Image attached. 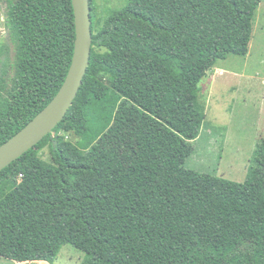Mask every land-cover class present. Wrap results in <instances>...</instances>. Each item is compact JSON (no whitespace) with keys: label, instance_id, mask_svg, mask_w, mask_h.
<instances>
[{"label":"trees","instance_id":"obj_1","mask_svg":"<svg viewBox=\"0 0 264 264\" xmlns=\"http://www.w3.org/2000/svg\"><path fill=\"white\" fill-rule=\"evenodd\" d=\"M3 1L12 56L0 59V144L57 93L75 42L72 0ZM260 2L128 0L95 32L90 0L91 57L73 104L0 170V257L53 264L70 244L85 254L79 264H264V138L243 181L185 165L204 123L200 82L218 60L249 52ZM127 104L154 121L163 148L173 134L170 147L186 153L126 164L102 149ZM46 146L51 160L39 155Z\"/></svg>","mask_w":264,"mask_h":264},{"label":"rangeland","instance_id":"obj_2","mask_svg":"<svg viewBox=\"0 0 264 264\" xmlns=\"http://www.w3.org/2000/svg\"><path fill=\"white\" fill-rule=\"evenodd\" d=\"M127 1L93 0L94 20H97L95 32L100 27L99 19L102 22ZM5 14V2L0 0V48L3 44L7 46V51L0 53V59H4L6 54L12 56ZM3 70L0 63V76ZM11 74L12 70L8 76ZM5 78L8 79L7 76ZM199 98L205 111L204 123L199 136L189 142L192 150L187 153L186 167L243 181L255 147L264 138V0H261L255 12L249 52L246 55L230 54L218 60L202 78ZM154 134L160 138L156 134L154 121L127 104L119 107L114 124L98 139V144L102 149L117 153L126 164L136 154H160L173 161L186 153L178 155L170 147L176 142L175 135L167 134L163 148L164 140H156L153 144ZM65 138L76 141L78 137L73 133H65ZM39 155L51 160L48 146L42 148ZM84 255L83 251L65 244L53 264H79ZM0 264L16 262L0 257Z\"/></svg>","mask_w":264,"mask_h":264},{"label":"water","instance_id":"obj_3","mask_svg":"<svg viewBox=\"0 0 264 264\" xmlns=\"http://www.w3.org/2000/svg\"><path fill=\"white\" fill-rule=\"evenodd\" d=\"M75 42L72 61L53 98L22 128L0 144V170L52 132L73 104L90 62L93 43L90 0H72Z\"/></svg>","mask_w":264,"mask_h":264},{"label":"crops","instance_id":"obj_4","mask_svg":"<svg viewBox=\"0 0 264 264\" xmlns=\"http://www.w3.org/2000/svg\"><path fill=\"white\" fill-rule=\"evenodd\" d=\"M28 262L34 263V264H42V263L51 264V263H49V262H47L45 260H32V261H28ZM21 263H24V262H16V264H21ZM25 263H27V262H25Z\"/></svg>","mask_w":264,"mask_h":264}]
</instances>
